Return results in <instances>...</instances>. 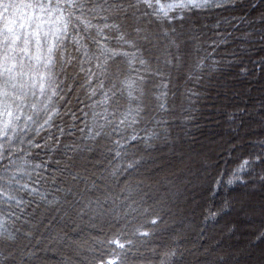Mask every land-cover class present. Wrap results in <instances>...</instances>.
<instances>
[{
    "label": "trees",
    "instance_id": "16d2710c",
    "mask_svg": "<svg viewBox=\"0 0 264 264\" xmlns=\"http://www.w3.org/2000/svg\"><path fill=\"white\" fill-rule=\"evenodd\" d=\"M7 2L11 7L0 6V215L14 223L0 226V264H36L48 239L66 247L77 241V236L66 242L55 235L73 212L85 222L104 223L87 246L79 243L85 254L75 264H98L109 255L117 264H185L191 257L174 245L151 248L165 217L144 201L138 182L147 178L148 156L161 147L137 150L131 145L126 158L123 152L117 157L115 136L97 135L108 129H101L102 96L93 95L100 80L90 82L88 69L91 65L96 71L90 57L96 52L97 29L113 21L125 34L119 40L115 29H104L108 47L116 53L110 65L113 79L126 72L127 61L137 52L153 72L170 74L166 115L171 140L163 147L173 146L175 133L196 135L201 125L212 137H224L206 159L210 201L201 203L197 216L200 228L195 236H203L200 242L206 244L213 226L233 214L231 198L249 191L264 199V0H207L202 10L183 11V20L173 13L171 23L158 21L138 0H92L84 11L72 7L79 0ZM40 4L52 8L48 37L37 28ZM49 55L51 75L41 62ZM145 78L151 80L145 88L146 115L152 116L157 104L153 86L161 81L159 75ZM202 99L208 106L203 105L205 114L196 106ZM126 104L120 96L111 107ZM89 157L97 166L81 172L76 160L89 162ZM245 158V182L227 187L223 181ZM46 214L52 218L46 220ZM30 216H45L41 231L39 224L31 225L33 231L46 232L38 242L25 228ZM106 219L111 220L108 226ZM22 232L29 246L20 241ZM234 233L232 226L226 239L231 241ZM261 233L264 222L252 235L251 250L264 244ZM86 239L81 236L89 242ZM220 258L219 264H225Z\"/></svg>",
    "mask_w": 264,
    "mask_h": 264
},
{
    "label": "rangeland",
    "instance_id": "374dc122",
    "mask_svg": "<svg viewBox=\"0 0 264 264\" xmlns=\"http://www.w3.org/2000/svg\"><path fill=\"white\" fill-rule=\"evenodd\" d=\"M180 34L177 36L180 37ZM184 58L186 59V56ZM207 99L210 100V97L208 96ZM203 100L198 102L196 106H200V110L205 114ZM214 101L215 98L212 97L211 102ZM204 106L208 107L207 105ZM202 117L206 119L207 123L208 117L206 115ZM204 127L201 125L202 130L193 136H189L185 132L175 133L172 147L165 148L163 147L164 143L158 144V147L161 148L147 158V161H149L145 169L147 178L146 180L143 178L138 182L141 185L139 187L142 191L141 196H146L144 201L150 202L165 217V221L160 227L161 233L151 248L156 250L157 248L174 245L176 248L184 250L183 256H186L185 254L188 252L192 253L191 257L187 256L185 264H219L220 256L226 259L225 264H264V244L259 248L250 249L253 233L264 222V199L261 198V195H248L249 191H245L237 197L231 198L230 201L233 202L235 208L233 214L213 226L208 233L206 244L200 242L203 238L202 235L195 236L200 228L197 216L202 211L200 208L201 203L210 201L209 198L206 200L209 196L208 180H210V173L205 169L208 164L206 159L211 156L215 147L224 141V137H212L208 132L209 129ZM215 129H218L217 126ZM174 131L176 130H173V134ZM214 132L216 133V131ZM76 163L79 170L83 172L85 169L96 167L98 162L91 161V157H89V162L85 158L80 161L76 160ZM161 189L165 192H159ZM61 212L64 211L60 210L59 213ZM50 214L53 216L52 213ZM50 217L48 215L46 220H49ZM69 218L63 224L64 227L61 228L63 231L55 232V235L65 238L64 241L66 242L71 241V237L75 238L77 236L79 239L69 242L68 247H66L67 244L57 245L58 240L50 241L51 239H48L46 247L43 244L40 248L37 261H35L36 264H75L76 261L84 258L85 252L80 251V244L83 246L90 243L94 238L93 234L97 230L101 231L103 222H98V220L85 222L83 219L78 218L77 212L70 214ZM44 219L45 216L43 219L28 217L30 223L25 228L27 227L30 230L31 233L29 234L34 236L33 241L35 242L46 236V232L40 233L39 228L33 231L31 225L39 224L41 231L45 226ZM105 221L108 226L111 220L106 219ZM232 226L235 228V235H233L231 241H228L226 235ZM80 227H85L87 230H81ZM33 232H36V234ZM20 236H22L20 241L29 246L27 241L30 240L23 238V232ZM81 236L89 238L90 240L86 239L89 242H83ZM178 240H180V243H176ZM64 249H68L69 255L65 254ZM65 258L68 260L66 259L63 262ZM177 264L181 263L177 262Z\"/></svg>",
    "mask_w": 264,
    "mask_h": 264
},
{
    "label": "snow or ice",
    "instance_id": "6c2138e0",
    "mask_svg": "<svg viewBox=\"0 0 264 264\" xmlns=\"http://www.w3.org/2000/svg\"><path fill=\"white\" fill-rule=\"evenodd\" d=\"M138 2H143L151 9L153 16L158 21H167L168 23L172 22L173 13L176 14V19L183 20V11L189 9L202 10L207 4V0H181L179 3L173 2V0H138ZM91 3L92 0H79L78 6L74 4L72 7L76 11H84L85 9H90ZM0 6L4 8L11 7L7 0H0ZM64 7H69V5L65 4ZM39 11L38 19L40 24L37 25V28L43 30L44 36L48 37L51 27L49 23V13L52 12L51 5L40 4ZM59 11L60 9L57 8V12ZM34 18H36L35 14ZM109 27L116 30V39H125V34L118 22H109L103 26V29H97V36L93 37V43L96 44V52L93 57H90V60L94 61L96 71L93 72L90 65L88 69L91 74L89 80L90 82L97 78L100 80L99 89H93V95L102 96L100 101V107L102 108L100 113L102 116L101 129H108L106 133L101 131L97 135H107L110 138L115 136L113 141L117 149L115 154L117 157H121V152H123V158H126L130 154L128 148L131 145H137V150L141 146L144 150H147L154 148L157 144H163L171 140V129L166 115L170 111L166 103L170 74L160 73L159 69L153 72L150 62L143 57L141 52H137L127 61L126 72L121 74L119 78L113 79L110 65L111 61L115 59L116 53L112 52L108 47L109 37L104 31V29ZM37 35H39V32ZM52 50L53 48L50 46L48 52L51 53ZM85 54L87 55V52ZM41 62L49 71V75H51L53 68L51 56L49 55L47 58L42 56ZM156 75H159L161 81L153 86L154 95L152 98L157 101L155 106L156 114L147 116V106L144 103V97L147 95L145 88L151 83V80L145 77ZM106 84L107 87L105 86ZM120 96L127 100L126 106L120 108L111 107L114 99ZM256 159L258 161L259 157ZM134 163L138 162L134 161ZM248 165L249 161L245 158L223 181L224 184L230 188L238 183L245 182L244 174L248 171ZM219 186L220 182H217V189ZM226 208L227 205H225ZM213 218L215 217L213 216ZM8 223H14L12 218L0 215V226ZM261 235H264V233H261ZM116 243L119 244V241H116ZM119 246L123 247L122 244ZM98 264H117V260L114 256L109 255L105 259L99 260Z\"/></svg>",
    "mask_w": 264,
    "mask_h": 264
}]
</instances>
